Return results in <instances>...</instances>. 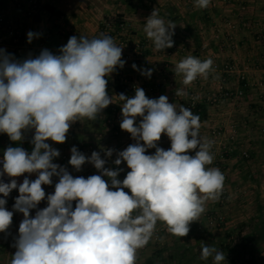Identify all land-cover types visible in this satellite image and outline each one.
I'll list each match as a JSON object with an SVG mask.
<instances>
[{"label": "clouds", "instance_id": "obj_1", "mask_svg": "<svg viewBox=\"0 0 264 264\" xmlns=\"http://www.w3.org/2000/svg\"><path fill=\"white\" fill-rule=\"evenodd\" d=\"M209 3L196 0L198 8H207ZM175 27L171 21L166 25L154 9L144 31L155 50H164L174 45ZM27 35L31 43L38 34L30 31ZM59 51L55 55L45 49L35 58L17 61L0 49V133L19 142L24 130L35 129L31 154L21 147L6 149L3 173L9 177L38 173V178H25L18 188L13 208L24 219L10 264H136L137 250L149 242L158 221L169 233L185 237L190 224L204 212L206 201L219 198L225 177L218 168L207 167L214 159L213 142L200 137V117L191 109L170 103L166 95L150 99L137 88L134 97L118 96L123 102L120 127L136 140L114 161L116 165L126 162L130 169L126 177L117 179L122 169L105 168L106 161L98 152L86 157L74 146L69 163L77 171L88 162L102 172L74 178L53 163L60 153L46 141L64 143L73 122L95 120L113 103L105 77L125 62L122 48L103 34L93 39L72 36ZM212 64L211 59L188 56L175 66V73L182 74L183 84L189 85L197 76L207 79ZM142 74L150 77L152 70ZM176 95L186 93L178 89ZM137 117L142 118L139 125ZM162 134L171 141L168 150L157 146ZM152 148L155 153L146 154ZM112 154L107 150V156ZM54 175L59 182L54 194L46 197L42 185H50ZM16 188L15 179L0 180L4 197ZM45 197L47 207L31 217L30 210ZM5 204L0 198V232L9 228L13 218ZM209 257L213 264L225 262L223 251L203 245L201 259Z\"/></svg>", "mask_w": 264, "mask_h": 264}, {"label": "crops", "instance_id": "obj_2", "mask_svg": "<svg viewBox=\"0 0 264 264\" xmlns=\"http://www.w3.org/2000/svg\"><path fill=\"white\" fill-rule=\"evenodd\" d=\"M213 1V6L198 8L196 0H42L41 8L31 13L28 0H0V14L6 22L27 39L30 31L38 34L25 45L27 55L40 47V51L60 50L72 36L93 39L108 35L122 48L127 82L121 80L119 66L105 77L113 103L95 120L84 118L73 122L64 143L46 141L60 153L53 163L65 168L74 178L102 175L91 163L86 162L79 171L69 163L74 146L86 157L98 152L107 160V169L127 167L126 162L116 165L114 161L126 140L134 144L136 140L121 129L123 116L108 127L106 115L122 108L120 94L134 97L132 86L142 88L150 99L166 95L170 103L183 105L194 114L204 109L199 135L213 142L210 151L214 157L207 167L218 168L224 175L229 201L225 205L211 199L206 201L204 212L190 224V232L185 237L164 232L161 228L166 225L158 221L146 248L137 250L136 264H147L159 251L166 261L158 260L154 264H213L212 257L201 259L203 245L223 251L224 264H264V0ZM154 9L166 25L169 21L176 24L171 48L155 50L153 41L144 31L146 19ZM121 20L127 24V30L119 28ZM107 22L113 25L104 33L101 30ZM125 40L132 46L128 58H125L128 53ZM137 41L141 42L140 51L134 47ZM0 49L13 56L16 45L6 38ZM188 56L213 61L207 79L197 76L191 84H183V75L175 73V66ZM214 64L217 69L213 68ZM149 69L152 70L150 77L142 74ZM178 89L186 93L180 101L173 98ZM239 90L241 94L237 93ZM223 91L234 94L214 103L212 95ZM191 101L195 102L193 106ZM141 119L137 117V125ZM214 129L220 132L217 137L212 133ZM34 134L35 129L22 132L25 137L22 147V141H11L6 133H0V155L4 156L8 147H21L31 154ZM157 146L164 150L170 148L171 141L166 134H162ZM109 149L113 153L111 157L106 155ZM244 149L249 152L248 157L242 155ZM154 153L155 148L146 150V154ZM33 174L34 180L38 178V173ZM102 178L110 184L108 177ZM58 182L59 177L54 175L50 185H42L46 197L54 194L47 188ZM46 197L37 208L30 210L31 217L47 207ZM75 204L73 201V209ZM5 208L8 210L7 201ZM219 211H224L225 219L217 223L214 216ZM12 212L11 225L0 232V264H6L9 251L11 258L16 251L14 245L23 219L18 218L17 211ZM251 233L259 234L258 243L244 240Z\"/></svg>", "mask_w": 264, "mask_h": 264}, {"label": "built area", "instance_id": "obj_3", "mask_svg": "<svg viewBox=\"0 0 264 264\" xmlns=\"http://www.w3.org/2000/svg\"><path fill=\"white\" fill-rule=\"evenodd\" d=\"M28 1L30 3L29 12H31V13L36 12L42 6V0H28ZM214 4H215L214 1L210 0L209 5L213 6ZM112 25H113L112 22L105 23V26L102 28L101 31L104 32V33H107L108 30H110L109 28L112 27ZM118 26H119V28L124 29V30H127V28H128L127 24L123 20H121L119 22ZM117 31L118 30H116V29L114 30L115 33H117ZM6 38L11 39V42L16 45V50L14 52V55L11 56V57L13 59L17 60V61H23V60L28 59L30 57L31 58H35V57L39 56L40 53L43 51V50L40 51L42 49V47H40V50L38 49L35 52L31 53L30 55H27L25 53V51H24V47L28 43V39L21 32L16 30L15 27L11 23L6 22L5 17L2 14H0V44H2ZM125 44H126L127 49H128V53L126 54L125 58H128V56L131 55L130 53H131V50H132V46H131V43L128 42V40H125ZM134 47L137 49V51H140L141 48H142L141 42L137 41L135 43ZM48 51H50L51 53H53L55 55H59L60 54V51L58 49L57 50H48ZM213 68L217 69L218 68L217 64H214ZM126 69H127V63H124L123 67H121V80L124 81V82H127V77H126V72H125ZM131 88L134 89V91H136V89H137V87H135V86H132ZM237 93L241 94L242 91L239 90ZM233 94H234L233 91H225V92L223 91V92H220V93H217V94H213L212 97H211V100L214 103L218 104L223 99L231 98L233 96ZM173 98L176 101H180L182 98H184V95L183 96H177L176 93H174ZM194 103H195L194 101H191L190 105L193 106ZM106 109H107V107L105 109H103L101 111V113L105 112ZM122 116H123L122 115V108L119 109L118 111H116L115 113L111 114V115H106L107 126L111 127ZM212 133H213V135L215 137H217L220 132L218 130L214 129ZM131 144H134L133 141L126 140L120 146V149H119L118 152H121V151L125 150ZM227 149L231 150V146L228 147ZM193 155H194V153H193ZM242 155L244 157H248L249 156V152L246 149H244L242 151ZM3 158H4V156L0 155V173H3V163H2ZM105 161L107 162V160H105ZM25 178H28L30 181H33L34 180V174L33 173H24V174H22V175H20L18 177H9L6 173H3V175H0V180H2L4 183H10L12 179H15L17 181V188L13 189L9 193V195L7 197H4L3 194H0V196L7 201V208L10 211H16L13 208V205L15 204V200L19 196V191H18L19 185L23 183ZM47 191L49 193H53L55 191V186H53V185L49 186L47 188ZM229 195H230L229 194V189H228V187L226 185V182H225V179H224L222 192L219 195V198L216 199L215 201L218 204H220V205H225L229 201ZM17 213H18V218L19 219H24L23 213H21L19 211H17ZM214 218H215L217 223L222 222L225 219L224 211H219L214 216ZM161 230H163L166 233H169L167 231V226L161 228ZM145 248H146V245L144 247L140 248V249H145ZM9 258H11L10 251L8 252V255H7L6 264H9Z\"/></svg>", "mask_w": 264, "mask_h": 264}, {"label": "trees", "instance_id": "obj_4", "mask_svg": "<svg viewBox=\"0 0 264 264\" xmlns=\"http://www.w3.org/2000/svg\"><path fill=\"white\" fill-rule=\"evenodd\" d=\"M203 111H204V109L202 108L198 112L197 115H199V117H201ZM121 169H122V171H119V175H118L117 179L122 181L126 177L127 172L130 171V169L128 167H125V166H118L114 170H121ZM109 181H110V179H109ZM124 191L130 192V190L127 189V188H125ZM260 238L261 237L259 236V234L256 235V233H251V234L247 235L246 237H244V240H248L249 241V239H250L251 241L255 242V244H256V243H258ZM158 260L166 261V259L164 258L163 254L161 253V251L156 252L152 257H150L147 260V264H154Z\"/></svg>", "mask_w": 264, "mask_h": 264}, {"label": "rangeland", "instance_id": "obj_5", "mask_svg": "<svg viewBox=\"0 0 264 264\" xmlns=\"http://www.w3.org/2000/svg\"><path fill=\"white\" fill-rule=\"evenodd\" d=\"M22 141V147L25 145V137L23 136V139L21 140Z\"/></svg>", "mask_w": 264, "mask_h": 264}]
</instances>
